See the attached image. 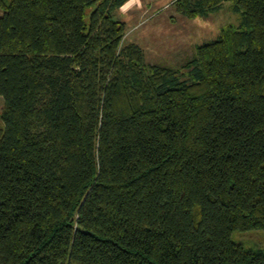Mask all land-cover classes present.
Segmentation results:
<instances>
[{
  "label": "trees",
  "instance_id": "1",
  "mask_svg": "<svg viewBox=\"0 0 264 264\" xmlns=\"http://www.w3.org/2000/svg\"><path fill=\"white\" fill-rule=\"evenodd\" d=\"M128 1L0 0V264H264V0H171L241 15L178 67Z\"/></svg>",
  "mask_w": 264,
  "mask_h": 264
},
{
  "label": "rangeland",
  "instance_id": "2",
  "mask_svg": "<svg viewBox=\"0 0 264 264\" xmlns=\"http://www.w3.org/2000/svg\"><path fill=\"white\" fill-rule=\"evenodd\" d=\"M114 17L125 24L126 42L140 45L147 61L167 67H178L194 54L197 45L214 39L226 25H238L241 19L229 1L206 17L187 18L175 10L171 0H129ZM2 108L0 96V137ZM231 238L264 252V229L233 230Z\"/></svg>",
  "mask_w": 264,
  "mask_h": 264
}]
</instances>
